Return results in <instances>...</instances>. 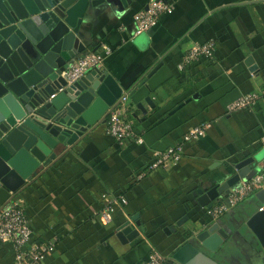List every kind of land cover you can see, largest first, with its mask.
Wrapping results in <instances>:
<instances>
[{"label":"crops","instance_id":"1","mask_svg":"<svg viewBox=\"0 0 264 264\" xmlns=\"http://www.w3.org/2000/svg\"><path fill=\"white\" fill-rule=\"evenodd\" d=\"M150 1L106 0L84 15L79 35L86 52L112 47L97 71L133 93L135 137L119 142L102 123L17 195L24 199L32 241L56 244L42 264H138L154 249L169 258L204 223L219 222L228 234L215 253L221 264H264L263 248L246 224L259 207L256 194L214 221L194 196L226 179L228 164L252 157L256 165L264 157V96L251 109L228 111L240 96L264 91V0H164L173 12L137 34L135 14ZM209 40L216 41L215 57L181 71L184 52ZM250 57L257 71L247 64ZM205 122L210 127L204 135L184 142ZM183 142L177 166L136 179L156 151ZM104 193L115 200L107 223ZM129 221L140 234L125 242L118 230ZM0 264H15L11 244L0 247Z\"/></svg>","mask_w":264,"mask_h":264},{"label":"water","instance_id":"2","mask_svg":"<svg viewBox=\"0 0 264 264\" xmlns=\"http://www.w3.org/2000/svg\"><path fill=\"white\" fill-rule=\"evenodd\" d=\"M104 1L0 0V209L42 170L105 123L110 108L123 94L107 72L89 70L73 84L63 77L69 65L87 50L79 35L87 9ZM247 64L252 71L259 68L252 57ZM159 67L150 70L138 87L147 84ZM146 101L150 103V97ZM132 102L130 93L127 103L132 106ZM226 167L232 171L226 179L195 191L200 206L212 208L241 179L256 173L252 157ZM256 197L259 207L246 224L264 251V189ZM187 219L178 221L172 230ZM118 232L125 242L140 234L131 221ZM226 240L228 234L219 222H206L163 264H221L215 253Z\"/></svg>","mask_w":264,"mask_h":264},{"label":"built area","instance_id":"3","mask_svg":"<svg viewBox=\"0 0 264 264\" xmlns=\"http://www.w3.org/2000/svg\"><path fill=\"white\" fill-rule=\"evenodd\" d=\"M173 5L164 0H151L148 6L135 14L136 33L152 29L162 14L173 12ZM215 40L196 43L188 48L179 64V69L185 71L203 58L213 59L217 51ZM112 53V47L102 45L96 51L84 52L78 56L63 72L68 84L79 81L89 70H102L105 58ZM130 91L123 92L118 103L110 108L106 118L107 132L119 142H125L135 137L134 120L131 118V106L127 101ZM264 96V91L246 93L228 105V111L251 109ZM210 123L205 122L195 126L189 131L184 142L204 135ZM143 143L142 138H137ZM184 142L174 145L164 151H156L154 158L145 171L137 174L136 179H143L146 174L157 168L170 169L177 166L182 159ZM264 146V137L262 138ZM256 173L250 179H241L238 184L231 187L212 208H207V215L211 221L217 220L231 209L238 206L249 197L264 189V157L256 164ZM104 203L102 217L105 223L111 221L114 198L109 193L102 194ZM33 231L28 218L24 199L20 196L12 198L0 209V247L11 244L15 251V264H42L44 260L55 251L53 241L41 243L33 242ZM168 258L157 250H152L148 258L138 264H163Z\"/></svg>","mask_w":264,"mask_h":264}]
</instances>
